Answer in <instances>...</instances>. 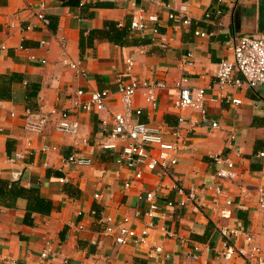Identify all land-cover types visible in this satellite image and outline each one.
<instances>
[{
	"label": "crops",
	"instance_id": "0c3cea01",
	"mask_svg": "<svg viewBox=\"0 0 264 264\" xmlns=\"http://www.w3.org/2000/svg\"><path fill=\"white\" fill-rule=\"evenodd\" d=\"M79 1L73 7L61 0H0V77L17 75L5 94L0 91V179L38 188L51 202L49 214L25 219L23 200L14 208L0 206V264L6 259L36 264L46 243L52 251L46 264H243L247 244L241 237L222 236L221 228L249 231L264 256V210L254 196L264 172V156H259L264 153V84L220 90L215 77L216 64L231 56L239 38L261 34L259 0ZM39 5H44L46 26L35 19ZM182 7L188 26L169 18L180 17ZM134 18L144 24L142 31L130 30ZM108 23L114 24L116 44L96 37L81 51L80 33L109 30ZM28 24L33 28L25 31ZM197 31L207 36H196ZM181 78L190 91L204 90L206 117L217 121L218 129L202 126L198 111L174 105ZM119 79L164 84L155 92L153 107L145 103L142 89L133 98V107L141 110L133 120L160 129L168 142L174 140L170 131L180 134L177 164L164 175L145 172L135 180L134 169L115 163L120 144L115 151L97 146L112 128L111 115L121 113L115 95ZM103 89L113 94L105 110H75L77 90L85 92L84 102ZM64 111L78 120L86 145L76 148L72 137L55 130ZM27 113L45 118L41 133L24 128ZM71 154L91 165L67 164ZM212 155L234 163V180L223 184L233 200L225 219L212 209L217 201L209 189L216 171ZM125 182L129 190L123 189ZM175 183L185 194L195 191L184 207L167 206L184 199L173 189ZM147 191L156 195L155 217L135 218L136 211L147 209L138 199ZM119 227L143 232L145 240L118 245ZM155 247L162 251L154 253ZM227 250L229 259L222 254Z\"/></svg>",
	"mask_w": 264,
	"mask_h": 264
},
{
	"label": "built area",
	"instance_id": "2783aa9c",
	"mask_svg": "<svg viewBox=\"0 0 264 264\" xmlns=\"http://www.w3.org/2000/svg\"><path fill=\"white\" fill-rule=\"evenodd\" d=\"M43 9L44 5L38 6L35 19H37L42 26H46L48 25V20L43 14ZM169 18L172 19L177 26H188L190 24L186 7L181 8L180 17L169 15ZM23 28L25 31H29L32 30L33 27L28 24ZM131 28L142 31L144 29V24L134 18L131 22ZM153 32L157 33V30ZM194 34L200 37L207 36L206 33L198 31ZM39 46H45V42L40 41ZM19 49H22V47L20 46ZM126 62L128 66L133 65L131 61ZM185 64L191 65V62L187 59ZM69 66L76 73L83 74L79 71L77 65L70 64ZM236 73L239 74L240 78H235ZM215 77L217 86L220 90H224L230 86L254 89L264 84V34L239 38L231 48V56L220 59L216 64ZM186 83L187 79L181 78L176 84L178 94L174 98V105L180 110L191 108L198 111L201 114L200 123L202 126H210L211 129H218V122L208 121L206 117V110L203 106L204 90L198 89L192 92L185 86ZM163 87V83L140 84L135 80H117L115 84V95H117L121 113L111 115L112 128L109 133L97 143L100 149L107 151H115L117 145L120 144L121 148L119 149V155L115 159V163L134 169L135 173L133 177L135 180H140L145 172L164 175L168 169L175 166L178 161L181 147L178 145L180 142V134L177 129L170 131L174 140L168 142L162 138L160 129L133 120L134 116L137 117L141 114L140 109L133 107V98L137 90H143L145 103L153 107L156 103L155 92L157 89ZM84 95L85 92L83 90H77L75 92L72 98L75 110H81L83 112H101L106 109V103L113 94L108 89L93 91L88 94V99L83 102L80 99ZM231 102L234 103L233 100H231ZM71 117L68 111L59 113V119L56 123L55 130L58 133L72 137L73 146L76 148L79 145H86L87 140L82 138L79 134L78 120L75 118L72 119ZM182 121V118L178 119L179 123ZM45 123L46 120L44 117H36L31 113H27L24 117V128L32 133H41ZM103 123H105L104 120ZM259 156L263 157L264 153H260ZM210 158L212 164L216 167L213 184L209 186V189L214 193L217 199L212 209L217 217L225 219L230 216V207L233 205V200L226 193L223 184L234 180V163L230 158L221 155H212ZM65 162L76 166L91 165V160L76 157L74 154H71ZM60 181L62 182L63 180ZM130 187V182H125L123 185L124 190H129ZM173 189L176 193L182 195L184 199L176 203L168 202V207H184L186 203L193 201L195 198L194 189H191L189 193L185 194L183 188L177 183L173 185ZM244 196H246V194ZM254 196L255 202L259 208L264 210V172L261 174L254 187ZM138 199H142L146 202L147 209L143 213L136 211L134 217L138 218L142 215L149 219H153L158 209L155 193L152 191L141 193ZM78 228L81 229L82 227L79 226ZM107 231L111 232L112 229L109 228ZM220 233L226 238L230 236L241 237L245 241L248 247L243 257V264H264V256L261 249L253 243L249 231L235 228H221ZM114 240L118 245H123L130 240L134 243H142L145 240V234L143 232L138 234L129 228L119 227ZM228 250L222 253L225 259H229L231 256ZM161 251V247H155L154 249V253H159ZM51 254L50 244L46 243L38 255L36 264H46ZM1 264H17V262L16 260L6 259Z\"/></svg>",
	"mask_w": 264,
	"mask_h": 264
},
{
	"label": "trees",
	"instance_id": "16d2710c",
	"mask_svg": "<svg viewBox=\"0 0 264 264\" xmlns=\"http://www.w3.org/2000/svg\"><path fill=\"white\" fill-rule=\"evenodd\" d=\"M65 6H79V0H61ZM51 26V23H50ZM109 30H91L85 36L80 33L79 46L83 51L86 46L93 44L94 38L104 37L109 42L116 44V30L113 23L106 24ZM52 28V27H50ZM53 29V28H52ZM85 36V37H84ZM120 37L123 34H119ZM17 75H3L0 77V91L2 94L8 90L9 84L16 79ZM0 93V98H1ZM23 200L25 202V218L32 214L47 215L51 211V202L40 195L38 188H26L19 181H8L0 179V206L3 208H14L16 202Z\"/></svg>",
	"mask_w": 264,
	"mask_h": 264
},
{
	"label": "water",
	"instance_id": "95a60500",
	"mask_svg": "<svg viewBox=\"0 0 264 264\" xmlns=\"http://www.w3.org/2000/svg\"><path fill=\"white\" fill-rule=\"evenodd\" d=\"M259 30L264 34V0H259Z\"/></svg>",
	"mask_w": 264,
	"mask_h": 264
},
{
	"label": "rangeland",
	"instance_id": "374dc122",
	"mask_svg": "<svg viewBox=\"0 0 264 264\" xmlns=\"http://www.w3.org/2000/svg\"><path fill=\"white\" fill-rule=\"evenodd\" d=\"M131 22H132V21H131ZM129 28H130V30H134V29L131 28V23H130V27H129ZM212 121H214V120H212ZM178 123H179V122H178ZM259 154H260V153H259ZM260 157H261V156H260Z\"/></svg>",
	"mask_w": 264,
	"mask_h": 264
}]
</instances>
